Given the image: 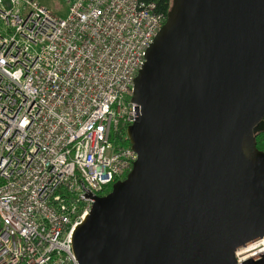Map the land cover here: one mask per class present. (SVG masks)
Here are the masks:
<instances>
[{"label":"water","instance_id":"1","mask_svg":"<svg viewBox=\"0 0 264 264\" xmlns=\"http://www.w3.org/2000/svg\"><path fill=\"white\" fill-rule=\"evenodd\" d=\"M131 101L138 157L76 227L77 263L236 264L264 238V0H172Z\"/></svg>","mask_w":264,"mask_h":264},{"label":"built area","instance_id":"2","mask_svg":"<svg viewBox=\"0 0 264 264\" xmlns=\"http://www.w3.org/2000/svg\"><path fill=\"white\" fill-rule=\"evenodd\" d=\"M0 0V264H78L76 227L137 154L134 79L166 16L145 0ZM264 254V238L236 264Z\"/></svg>","mask_w":264,"mask_h":264},{"label":"trees","instance_id":"3","mask_svg":"<svg viewBox=\"0 0 264 264\" xmlns=\"http://www.w3.org/2000/svg\"><path fill=\"white\" fill-rule=\"evenodd\" d=\"M145 1H149L155 4L156 12H161L165 16L167 15V13L169 12L172 6V0H145ZM254 140L256 143V148L259 151L264 152V130L254 135ZM128 145H130V143H128ZM110 189H111V186L105 189V192L106 193L109 192Z\"/></svg>","mask_w":264,"mask_h":264},{"label":"rangeland","instance_id":"4","mask_svg":"<svg viewBox=\"0 0 264 264\" xmlns=\"http://www.w3.org/2000/svg\"><path fill=\"white\" fill-rule=\"evenodd\" d=\"M37 1L59 17H65V15L67 14V6L64 0H37Z\"/></svg>","mask_w":264,"mask_h":264}]
</instances>
